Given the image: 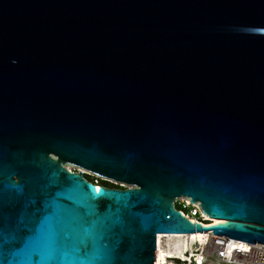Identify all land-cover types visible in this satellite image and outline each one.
<instances>
[{
    "label": "water",
    "instance_id": "water-1",
    "mask_svg": "<svg viewBox=\"0 0 264 264\" xmlns=\"http://www.w3.org/2000/svg\"><path fill=\"white\" fill-rule=\"evenodd\" d=\"M191 232L264 246V0H0V264Z\"/></svg>",
    "mask_w": 264,
    "mask_h": 264
},
{
    "label": "built area",
    "instance_id": "built-area-1",
    "mask_svg": "<svg viewBox=\"0 0 264 264\" xmlns=\"http://www.w3.org/2000/svg\"><path fill=\"white\" fill-rule=\"evenodd\" d=\"M76 168L79 169V167ZM71 170L78 171L74 168ZM98 178L103 177L99 176ZM106 180L114 182L122 187L127 186L122 182L111 179ZM174 204L178 205L183 215L192 222L199 221L203 224H207L211 221L207 219L199 205L191 202L187 196L182 195L177 197ZM207 234L208 236L203 242L194 240L192 247L188 250H184L181 256H167V264H264L263 245L227 238L212 233ZM241 245H243L246 250H242L240 248Z\"/></svg>",
    "mask_w": 264,
    "mask_h": 264
},
{
    "label": "bare ground",
    "instance_id": "bare-ground-1",
    "mask_svg": "<svg viewBox=\"0 0 264 264\" xmlns=\"http://www.w3.org/2000/svg\"><path fill=\"white\" fill-rule=\"evenodd\" d=\"M71 166L74 165L69 164V167L67 166V168L72 169ZM79 169L83 172H90L80 167ZM206 217L207 219L211 220L209 221L211 224L217 221H221L217 218H210L208 216ZM207 236V232H191L186 235L162 233L156 234V264H167L168 260L166 257L169 256V254L167 253L168 251H174L176 252V256H181V253L184 252V250H188L190 249V247H192V243L194 240H200L201 242H203L207 238ZM169 247H172V250Z\"/></svg>",
    "mask_w": 264,
    "mask_h": 264
},
{
    "label": "trees",
    "instance_id": "trees-1",
    "mask_svg": "<svg viewBox=\"0 0 264 264\" xmlns=\"http://www.w3.org/2000/svg\"><path fill=\"white\" fill-rule=\"evenodd\" d=\"M84 177L87 179V180H89V181H91V182H93V183H95V181H96V183L95 184H98L99 186H109V187H122V186H120V185H117V184H114V183H112V182H110V181H108V180H106V179H103V178H97V177H95V176H93V175H91V174H89V173H85L84 174ZM176 206V208L177 209H179V206L178 205H175ZM174 253H176V252H174ZM173 256V255H172Z\"/></svg>",
    "mask_w": 264,
    "mask_h": 264
},
{
    "label": "rangeland",
    "instance_id": "rangeland-1",
    "mask_svg": "<svg viewBox=\"0 0 264 264\" xmlns=\"http://www.w3.org/2000/svg\"><path fill=\"white\" fill-rule=\"evenodd\" d=\"M66 166H68L69 167V165H66ZM72 168H74V169H77V170H79L78 168H76V166H71ZM89 174H91V175H93V176H95V177H99L98 175H96V174H93V173H89ZM171 250H172V247H169ZM168 254H169V256H176V254L174 253V251H168L167 252ZM163 254V253H162ZM165 256H167V255H165Z\"/></svg>",
    "mask_w": 264,
    "mask_h": 264
},
{
    "label": "snow or ice",
    "instance_id": "snow-or-ice-1",
    "mask_svg": "<svg viewBox=\"0 0 264 264\" xmlns=\"http://www.w3.org/2000/svg\"><path fill=\"white\" fill-rule=\"evenodd\" d=\"M96 191L98 192V191H100V190H96ZM240 248H241L242 250H246V249H244V246H243V245H241ZM84 255L87 256V253L85 252Z\"/></svg>",
    "mask_w": 264,
    "mask_h": 264
},
{
    "label": "flooded vegetation",
    "instance_id": "flooded-vegetation-1",
    "mask_svg": "<svg viewBox=\"0 0 264 264\" xmlns=\"http://www.w3.org/2000/svg\"><path fill=\"white\" fill-rule=\"evenodd\" d=\"M112 183H114V182H112ZM115 184V183H114ZM118 185V184H117ZM108 186V185H107Z\"/></svg>",
    "mask_w": 264,
    "mask_h": 264
}]
</instances>
